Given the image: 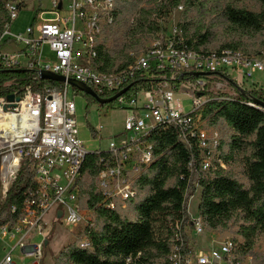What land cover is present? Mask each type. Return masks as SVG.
I'll list each match as a JSON object with an SVG mask.
<instances>
[{"label": "built area", "instance_id": "2783aa9c", "mask_svg": "<svg viewBox=\"0 0 264 264\" xmlns=\"http://www.w3.org/2000/svg\"><path fill=\"white\" fill-rule=\"evenodd\" d=\"M37 1L36 24L21 33H13L10 28L18 18L22 3L7 4L10 22L4 25L0 43L9 38L20 49L12 53L0 50V67L34 70L39 73V79L41 72H51L86 85L101 99L112 98L128 87L151 59H158L159 69H192L209 74L203 80L188 81L179 87L165 81L150 90L136 93L129 90L110 104L96 102L100 106L124 110V131L130 133L119 142L112 141L106 151L110 153L108 163L102 160L106 164L99 172L98 190L102 196L100 205L108 210L124 212L137 200L136 185L155 158L154 145L146 137L158 127L176 129L187 145L191 140H197L201 169L207 171L211 168L217 158L221 135L207 127L203 116V110L211 100L210 80L218 88L234 83L242 90L264 92V82L253 80L256 73L264 75V53L249 56L232 48L199 53L176 48L170 39L165 48H162V39L158 40L149 51L117 72L100 70L101 38L106 28L114 23L117 0H48L49 8L43 7V0ZM43 45H49L54 61L43 58ZM216 80L224 84L216 83ZM63 85L60 90L27 88L24 96H15L13 102L0 98V213L24 166L34 173L37 188L36 199L27 206L19 222L13 228H1L0 241L8 238L16 240V246L21 248L31 246L29 254L36 260L41 258L43 243H34L32 236L43 237V224L50 212L52 220L58 219L71 234H75L81 249L92 247L85 231L94 225V220L88 219V213L95 212L80 206L78 186L85 160L92 152L80 137L76 102L69 97L70 85L68 82ZM186 98L191 106L188 111L184 105ZM103 128L102 124L98 125L94 133L99 134ZM219 164L228 170L222 160ZM190 170L193 171V166ZM193 187L197 194L200 186L189 179L183 209L190 221L187 225L184 221L175 223L171 252L166 257L168 264L253 263V258L243 256L240 246L232 239H226L218 246H194L192 239L195 237L197 241L203 237L207 227L199 213L200 201L196 213L191 209L196 197L189 196ZM59 212L62 213L60 218ZM184 235L189 238L187 248ZM12 254L7 255L2 264H13ZM142 256V253L129 256L126 264H147L142 261Z\"/></svg>", "mask_w": 264, "mask_h": 264}, {"label": "trees", "instance_id": "16d2710c", "mask_svg": "<svg viewBox=\"0 0 264 264\" xmlns=\"http://www.w3.org/2000/svg\"><path fill=\"white\" fill-rule=\"evenodd\" d=\"M16 0H0V37L4 25L10 22L7 4ZM125 1V0H124ZM260 6L259 12L238 7L233 0H151L131 16L132 24L126 29L129 38L121 52L140 46L141 38L158 35L162 32L160 20L166 21L180 7H197L199 13L215 14L219 22L244 32L261 37L264 53V0H253ZM37 11L36 15H38ZM122 10L116 6L115 20L110 28L120 21ZM34 18L32 26L36 24ZM211 34L210 27L199 25L193 33L183 25L174 38L176 48L191 49L199 53L208 50ZM13 40L7 38L0 43V50ZM168 40L162 41L165 48ZM232 48L245 52L239 42L228 43L220 49ZM128 52V51H127ZM125 53L121 64L117 65L105 44L99 48V69L105 72H117L134 62V58ZM158 59H151L148 66L138 72L131 81L129 92L150 90L152 86L169 82L175 87L188 81L203 80L206 76L195 77L194 70L159 69ZM174 77V79H172ZM236 88L235 95L210 94V102L203 110L204 119L210 126H227L232 134L225 144H219L212 166L207 171L201 169V152L197 140L185 144L176 129L158 127L146 139L154 145V161L144 170L136 187L138 198L132 203L136 220L124 216L122 211L108 210L101 206L102 196L98 190V176L108 163L110 153L106 151L90 153L84 163L78 180L80 188V206L94 210V225L89 226L85 234L92 247L81 249L78 243L70 244L60 254L57 264H126V258L142 253V261L147 264H168L166 257L171 252L173 227L177 221L187 225L190 218L183 209L185 188L188 180L197 182L201 189L199 213L203 217L208 231L227 232L231 221H241L240 232L246 241L240 246L241 254L248 253L255 238L264 233V92ZM62 83L39 79V73L29 69L0 67V98L16 96L21 98L27 88L60 90ZM92 102V97L86 95ZM261 103V105L257 104ZM253 103L256 106H251ZM105 158V159H104ZM242 160L249 186L245 187L228 170L220 167L222 160L226 165ZM108 159V160H107ZM102 160H106L103 163ZM193 166V171L190 170ZM193 187L189 196H195ZM37 188L34 173L25 166L11 187L0 213V230L4 226L13 228L25 215L27 206L36 199ZM13 208L15 211L13 212ZM185 246L189 238L184 235ZM77 244V246H74ZM152 260V261H150Z\"/></svg>", "mask_w": 264, "mask_h": 264}, {"label": "rangeland", "instance_id": "374dc122", "mask_svg": "<svg viewBox=\"0 0 264 264\" xmlns=\"http://www.w3.org/2000/svg\"><path fill=\"white\" fill-rule=\"evenodd\" d=\"M16 1H20L22 5L21 10L18 14V18L12 24L10 31L13 33H21L24 32L26 28L30 27L33 24L34 18L38 16L36 15V13L39 7V2L37 0ZM150 1L151 0H117L118 11L122 10L123 12L119 19L120 22L116 24L113 28H106L101 38V43L106 45V49L109 51V53H111L112 55L114 54V59L116 60L117 65L122 63L125 53L127 51V54H129L130 57L136 58L143 52L149 51L153 46H155L157 42L161 41V39L162 41H166L170 38H174L183 25H187L189 28V32L191 33H193L195 29L201 24H204L205 27H210L211 34L209 38V43L206 45L208 50H218L219 48H222L226 44L232 42H239L245 47V49H247L244 51L252 55H255L263 50L261 47L260 36H253L251 34H245L244 32H237L232 27L226 26L219 22L215 14H209L208 12L199 13L197 7H192L190 9L180 7L179 9L175 10L166 21H159L162 27L161 33L155 36L150 34L148 36H145V38L142 37V43L140 44V46L121 52V49H123V47L126 45L127 40L129 39L127 38L125 32L128 26L132 24V19L134 16H131V14H134L140 8L145 7ZM233 1L238 7L244 8L248 11L259 12L261 9L260 6L256 4L253 0ZM42 3L43 7L49 8L48 0H43ZM18 49H20L18 47V44L16 42H12L10 44H7L2 50L12 52ZM42 56L45 60H55V56L50 50L49 45H43ZM259 79L264 82V75L256 73L253 76V80ZM212 82L213 80H210V85L208 86V89L211 90V94L215 96L222 94H227L231 96L235 94L236 88L234 86H228L225 84L224 86L218 88V85H212ZM215 82H220L221 84H224V82L218 80H216ZM68 89L69 97L76 102V119L78 128L81 130V133H87L89 140L92 141L91 143L87 144V148L96 147L97 150L107 151L112 141L119 142L125 136L130 135L129 132L124 131V119L126 117V112L124 110L114 109L108 106H100L96 102H92L89 98H87L86 94L80 92L71 85L68 86ZM184 103L186 110H190V100L186 98L184 100ZM100 124H102L104 128L99 134L94 133L96 127ZM206 125L211 130H217L218 132H220L221 142L222 144L226 145L232 134V131L224 124L219 125L217 127H212L207 121ZM98 139H100V141ZM227 168L231 176L236 178L245 187L249 186V182L245 176L241 158L227 165ZM200 197L201 189H198L196 197L193 199L192 203L191 209L193 213H196ZM122 214L131 220L137 219V215L133 211L132 204L130 206L128 205V208ZM51 217L52 214L50 212L48 213V219L45 220V225L43 226L45 232L47 233V230L49 228H57L61 233L60 236L63 241H66L68 239V236H72L73 243L71 244L73 245L76 242L75 234H71L69 229H66L64 226H62L58 219L51 221ZM95 218V213H88V219H92L95 221ZM240 224L241 221L235 218L233 221H231L227 232H221L218 230H207V233L203 237L199 238V240L196 241L194 237L192 239V243L194 244V246H218L219 243H222L224 240L232 239L235 240L237 246H245L246 241L240 232ZM74 246H77V244H75ZM252 246L253 248L248 253L242 255L253 258V263L247 261L245 262V264H264V233L260 234L258 237L255 238L254 244ZM66 247H64L63 250L66 249ZM18 255L20 254L16 253L15 256L16 262L18 264H30L32 262L31 259H25L21 261Z\"/></svg>", "mask_w": 264, "mask_h": 264}, {"label": "crops", "instance_id": "0c3cea01", "mask_svg": "<svg viewBox=\"0 0 264 264\" xmlns=\"http://www.w3.org/2000/svg\"><path fill=\"white\" fill-rule=\"evenodd\" d=\"M5 52H7V51H5ZM12 52L10 51L7 53H12ZM79 131H80L81 140L85 143L86 146H87V144L92 142L91 140H89L87 133H85V132L81 133L80 129H79ZM84 134H86V135H84ZM88 149L91 152H94L95 150H97L96 147L88 148ZM47 219L48 218L46 217V220ZM51 221H54V220H52V217H51ZM44 225H45V221H44L43 226ZM45 233L46 232H45L44 227H43L42 236L46 237V239L45 238L43 239V237L38 236V234H34L32 236L33 237L32 240L34 243H36V244L43 243L42 248H41L42 250H41L40 260H36V258L34 256L29 254V253H31V249H30L31 246L24 249V248H21L20 246H16V244H17L16 240L12 241V240H9L8 238H6L5 240L0 241V264L3 263L5 257L7 255H9L11 252L13 253L12 254L13 255V264H18L16 262V257H15L16 253L20 254L18 256L21 259V261L25 260V259H31L32 262L30 264H57L58 258L60 256V253L63 250V248L66 246H69L71 243H73L72 236L71 235L68 236L67 237L68 239L66 241H63L61 239V236H60L61 233L57 228H52V229L49 228L47 230V233L46 234ZM37 240H40V241H37ZM43 252H44V254H43Z\"/></svg>", "mask_w": 264, "mask_h": 264}, {"label": "water", "instance_id": "95a60500", "mask_svg": "<svg viewBox=\"0 0 264 264\" xmlns=\"http://www.w3.org/2000/svg\"><path fill=\"white\" fill-rule=\"evenodd\" d=\"M195 77H200V76H207L209 75L208 73H194L193 74ZM40 77L42 80L44 81H54V82H59V83H66L68 82L69 85L73 86L74 88H76L77 90H79L80 92H83L84 94L92 97L97 103H99L100 105H106V104H110L113 103L116 99H118L120 96H122L123 94L127 93L131 87L133 85H129L128 87H126L124 90H122L121 92H119L117 95H115L112 98L109 99H101L97 96V94L89 87H87L84 84L78 83L74 80H66L65 77L59 76L57 74H53L51 72H47V71H43L40 73ZM9 101L13 102L15 100V96H9L7 98ZM17 101H19V99H16ZM257 104L261 105V103L257 102ZM62 215L61 212L58 213V217L60 218Z\"/></svg>", "mask_w": 264, "mask_h": 264}]
</instances>
